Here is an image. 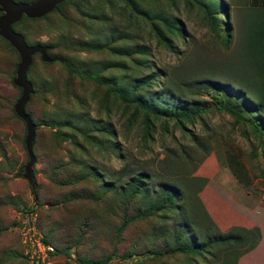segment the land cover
<instances>
[{"label":"rangeland","instance_id":"374dc122","mask_svg":"<svg viewBox=\"0 0 264 264\" xmlns=\"http://www.w3.org/2000/svg\"><path fill=\"white\" fill-rule=\"evenodd\" d=\"M133 1L135 6L124 0H66L46 19L23 20L12 26L28 46L47 48L49 59L45 62L36 54L27 72L33 92L24 109L31 121L40 125L35 128L34 163L29 170L26 124L14 111L22 96V90L14 84L20 56L0 37V264H81V258L110 255L113 258L108 264H204L203 260L192 262L179 254H150L148 249L161 246L160 241L154 242L156 223L135 216V201H123L122 214L114 216L108 211L111 195L99 204L74 200L72 195L78 191H92L93 182L60 185L73 171L69 165L72 158L97 165L109 174L122 165L112 153L99 152L80 136L74 138L76 144L72 143L73 130L59 126L67 137L58 138L57 129L47 126L49 121H76L82 115L111 127L112 137L97 133L98 138L111 139L133 169L205 181L199 197L221 230L234 226L261 230L258 244L237 264H264V147L249 128L230 114L211 109L191 122L154 121L151 135L144 138L141 113L125 105L106 84L70 74L59 61L66 60L79 71L92 68L107 83L127 92L134 90L130 89L131 80L154 72L172 71L169 76L178 83L176 77L184 75L189 63L184 60L187 53L219 67L222 75L228 73L227 68L231 74H239L238 33L252 11L250 0H223L233 27L228 49L213 40L204 13L194 1ZM155 15L176 20L184 37L170 36L153 19ZM157 30L172 42L178 54H172L157 40ZM113 35L120 40L110 41ZM78 41H94L97 49L76 47ZM135 46L147 47L150 55L126 54V49ZM164 82L166 77H160L153 89L159 92ZM179 93L189 104L212 107L207 96H192L185 87ZM56 171L61 181L53 180ZM24 209L33 212L25 214ZM30 221L38 223V234L47 239L56 254L44 260L29 258ZM84 223H89L88 230L80 226ZM118 229L122 233L116 237L113 232ZM126 253H133V257H124Z\"/></svg>","mask_w":264,"mask_h":264},{"label":"trees","instance_id":"16d2710c","mask_svg":"<svg viewBox=\"0 0 264 264\" xmlns=\"http://www.w3.org/2000/svg\"><path fill=\"white\" fill-rule=\"evenodd\" d=\"M30 1L32 0L18 2ZM124 1L128 5L135 6L133 0ZM184 1L196 3L204 13L213 40L220 42L228 49L232 43L233 27L229 22L227 4L223 0ZM250 5L252 11L248 18L242 21L238 33L240 38L236 48V60L241 68L239 74H231V69L227 68L228 73L222 75L219 67L214 68L207 64L203 57L187 53L184 60H188L189 63L186 65L184 75L181 78L176 77L178 83L169 76L172 71L169 74L167 71L165 74L162 71L154 72L148 77L131 80L130 89L134 90L127 92L125 88H115L112 83H107L108 80L99 77L92 68L79 71L66 60L59 61L70 74L91 80L98 85L106 84L108 90L125 105L141 113L144 138L151 135L154 121L167 119L178 123L191 122L208 110L215 109L235 117L243 127L251 130L261 147H264V0H250ZM61 6L62 4L57 6L55 11H58ZM47 17L48 15L40 19H28L23 16L17 24L23 20L38 21ZM153 19L159 21L170 36L184 37V31L176 20L162 15H155ZM156 35L157 40L168 51L178 54L172 42L164 38L162 31L157 30ZM113 39L120 40V37L113 35L110 41ZM93 43L94 41H78L75 46L83 49H97V45ZM126 54L141 57L150 55L149 49L144 46L126 49ZM163 76L166 77V82L157 92L153 88L158 79ZM181 87H185L192 96L209 97L212 107L206 103H201L202 105L196 102L187 103L179 93ZM100 122L82 115L76 121L66 120L62 123L49 121L47 124L49 128L57 129L55 133L58 138L67 137L66 133L58 130L59 126L71 129L73 130L70 133L72 143L76 144L74 138L80 136L99 152H110L122 163L120 169L109 174L97 165L72 158L69 165L74 167L73 171L60 185L80 186L83 182L85 184L93 182L94 187L92 191L86 190L85 194V188L78 191L77 194L72 195L75 197L74 200H93L99 204L111 195V207L108 211L114 216L122 214L123 201H130V203L135 201V216L140 219L151 218L156 223L154 242L160 241L161 246L148 249V252L157 257L179 254L192 262L198 258L203 260L204 264H210L208 260H211V264H237L240 257L255 248L261 239L260 228L248 229L234 226L228 230H221L218 227L199 197L205 181L201 183L197 179L174 178L168 173L158 175L133 169L127 157L117 150L111 139L103 141L98 138L97 133L108 137L113 135L111 127L101 126ZM130 123L132 124L131 120ZM34 125L36 129L40 126ZM57 172L52 177L56 182L62 180L56 177ZM24 212L31 214L33 210L24 209ZM35 225L39 230L38 223ZM80 226H85L87 230L90 228L89 223ZM50 232L54 234L51 228ZM115 232L113 235L117 237L122 230L118 229ZM42 242L49 245L46 238L42 237ZM64 253L71 256L67 251ZM54 254H56L55 250L50 256ZM124 257L132 258L133 253H126ZM112 258V255L103 259L81 258L79 262L108 264Z\"/></svg>","mask_w":264,"mask_h":264},{"label":"water","instance_id":"95a60500","mask_svg":"<svg viewBox=\"0 0 264 264\" xmlns=\"http://www.w3.org/2000/svg\"><path fill=\"white\" fill-rule=\"evenodd\" d=\"M66 0H37L32 3L15 2L13 0H0V37L8 42L11 47L19 54L20 63L16 70L14 84L22 90V96L16 103L14 111L21 118L27 128L26 147L30 157V163L27 170L34 163L32 154V143L35 136V125L32 123L29 115L25 113V105L28 102L30 94L33 92V86L27 79V72L31 66L32 58L40 54L43 61L48 62L46 56L47 48L41 46H28L22 35L13 31L12 26L17 24L24 16L28 19H39L52 12L54 8Z\"/></svg>","mask_w":264,"mask_h":264},{"label":"built area","instance_id":"2783aa9c","mask_svg":"<svg viewBox=\"0 0 264 264\" xmlns=\"http://www.w3.org/2000/svg\"><path fill=\"white\" fill-rule=\"evenodd\" d=\"M27 236L31 242L27 244L30 247L28 250L30 253L29 258L31 260H44L54 252L52 246L42 242V237L38 234V229L35 223L33 224L31 221L30 225H28Z\"/></svg>","mask_w":264,"mask_h":264}]
</instances>
